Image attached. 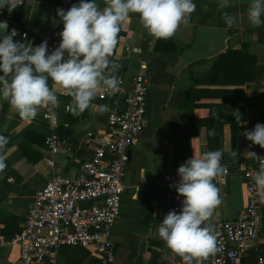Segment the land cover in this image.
<instances>
[{
	"label": "crops",
	"instance_id": "1",
	"mask_svg": "<svg viewBox=\"0 0 264 264\" xmlns=\"http://www.w3.org/2000/svg\"><path fill=\"white\" fill-rule=\"evenodd\" d=\"M194 2L196 10L189 24L167 40L151 37L138 14H130L110 57L128 80L139 73L150 77L147 125L141 141L131 149L123 178L122 213L111 235L114 261L103 263L94 248L64 246L56 262L48 264H184L157 233L175 203L174 191L164 177L180 162L206 151L222 149V165L234 169L228 178L215 183L221 203L210 223L235 219L247 209V186L243 173L235 169L259 167L247 152L264 157V149L244 135L257 123L264 124V25L249 23L251 0H231L224 9L219 0ZM97 3L105 7V0ZM58 9H64L62 0H38L17 7L7 18L30 30L28 41L36 46L42 36L61 40ZM225 12L236 18L232 27L225 23ZM49 86L60 101L55 109L57 132L66 141L64 152L54 156V166L45 160L50 156L47 139L53 131L43 117L46 106L35 119L23 120L7 101H0V135L8 138L0 149L6 165L0 171V264H16L20 258L21 246L15 238L23 229L36 190L53 174L78 177L82 163L93 157L108 131L109 102L101 96V88L90 107L76 116L68 110L71 97L66 90L51 79ZM210 129L215 135L208 134ZM186 132L193 134L189 145ZM233 150L237 157L231 154ZM260 205L262 239L250 253L264 256V203ZM202 264H209V258Z\"/></svg>",
	"mask_w": 264,
	"mask_h": 264
},
{
	"label": "clouds",
	"instance_id": "2",
	"mask_svg": "<svg viewBox=\"0 0 264 264\" xmlns=\"http://www.w3.org/2000/svg\"><path fill=\"white\" fill-rule=\"evenodd\" d=\"M24 0H0V12L11 13ZM231 0H219L221 9ZM196 10L194 0H105L101 9L97 0H79L70 9H58L63 24L59 33L61 42L49 50L48 42L34 46L32 42L16 41L19 34L13 28L0 35V101H7L23 120L35 119L45 106L56 109L60 101L49 86V80L66 90L71 97L68 110L79 116L87 110L104 87L110 94L120 90L121 81L113 73L119 64L110 59L118 43L122 24L130 14H138L142 26L155 39H170L183 25L187 26ZM247 19L252 26L264 25V0H251ZM228 27L236 18L224 13ZM8 29L6 20L0 21V33ZM105 110L107 108L105 107ZM210 136L215 130L210 129ZM252 145L264 149V124L257 123L253 130L244 133ZM8 138L0 135V149ZM237 157V151L231 153ZM259 162V171L253 180L259 200L264 203V157L247 152ZM222 149L204 152L181 165L177 172V193L184 199L177 213L169 211L157 227V233L166 246L180 256L184 264H202L220 249L211 226L214 210L221 203L220 190L213 183L224 173ZM6 167L0 157V171Z\"/></svg>",
	"mask_w": 264,
	"mask_h": 264
},
{
	"label": "built area",
	"instance_id": "3",
	"mask_svg": "<svg viewBox=\"0 0 264 264\" xmlns=\"http://www.w3.org/2000/svg\"><path fill=\"white\" fill-rule=\"evenodd\" d=\"M36 1L24 0L19 7L30 6ZM77 3L79 0H62L65 11ZM9 15L4 9L0 12V20L12 24L9 30L15 28L18 31L14 40L27 43L32 36L30 30L13 23L7 18ZM44 40L48 42L50 51L61 42L60 39L42 36L39 44ZM113 75L121 81L120 90L110 94L101 87V96L109 102L106 135L95 148L93 157L82 163L78 177L53 174L36 190L23 229L15 238L21 246L16 264L55 263L59 250L64 246L94 248L103 263L114 261L115 248L111 235L122 213L126 188L123 178L131 159V149L141 141L147 125L150 77L139 73L128 80L120 67ZM43 117L51 122L53 128L47 139L50 156L45 160L48 165L54 166V156L64 152L66 141L57 132L59 118L56 110L46 106ZM181 165L182 162L178 168ZM223 167L224 173L214 178V184L233 173L232 167ZM178 168L164 177L174 191L173 210L177 213L184 199L175 188L179 182ZM235 170L243 173L248 206L235 219L211 224L220 250L209 257V264H243L244 257L262 239L263 215L253 180L259 167H237ZM84 201H92V204L82 207L81 202ZM258 264H264L261 254L258 255Z\"/></svg>",
	"mask_w": 264,
	"mask_h": 264
},
{
	"label": "trees",
	"instance_id": "4",
	"mask_svg": "<svg viewBox=\"0 0 264 264\" xmlns=\"http://www.w3.org/2000/svg\"><path fill=\"white\" fill-rule=\"evenodd\" d=\"M15 17V16H14ZM193 134L191 132H186L185 134V143L186 145H189L190 139L192 138ZM210 147H214L216 146L215 144H209ZM215 148V147H214ZM187 153V151H186ZM185 159H187V155L185 156ZM251 255V256H250ZM249 257H248V263L247 264H257L258 262V255L257 253H250Z\"/></svg>",
	"mask_w": 264,
	"mask_h": 264
},
{
	"label": "water",
	"instance_id": "5",
	"mask_svg": "<svg viewBox=\"0 0 264 264\" xmlns=\"http://www.w3.org/2000/svg\"><path fill=\"white\" fill-rule=\"evenodd\" d=\"M0 21H3V20H0ZM7 24H8V29L7 30H5L3 33H0V35H4V34H7V31L9 30V28H10V24L7 22ZM92 204V201H84V202H81V206L82 207H88V206H90Z\"/></svg>",
	"mask_w": 264,
	"mask_h": 264
}]
</instances>
